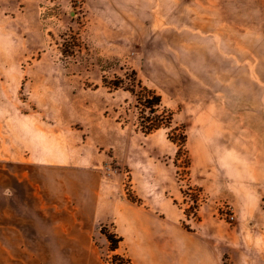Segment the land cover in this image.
I'll list each match as a JSON object with an SVG mask.
<instances>
[{
  "label": "rangeland",
  "instance_id": "obj_1",
  "mask_svg": "<svg viewBox=\"0 0 264 264\" xmlns=\"http://www.w3.org/2000/svg\"><path fill=\"white\" fill-rule=\"evenodd\" d=\"M138 82L161 97L157 114L137 101ZM170 113L171 130L143 132ZM20 120L57 133L126 212L150 209L157 224L97 225L95 256H21V232L64 214L46 208L36 166L6 159ZM182 130L184 147L169 138ZM262 194L264 0H0V264H135L140 247L197 249L200 239L234 264Z\"/></svg>",
  "mask_w": 264,
  "mask_h": 264
},
{
  "label": "crops",
  "instance_id": "obj_2",
  "mask_svg": "<svg viewBox=\"0 0 264 264\" xmlns=\"http://www.w3.org/2000/svg\"><path fill=\"white\" fill-rule=\"evenodd\" d=\"M25 1L21 0V3ZM12 123L6 140V159L26 167L36 166L35 174L43 176L42 183H38L36 189L46 198V208L58 209L64 214V219H60L59 223L56 215H50L43 221L39 218L36 220L38 227L33 233L21 232V256L25 253L29 255V249L37 253L43 250L44 256L49 257L95 256L93 241L97 225L117 220L124 223L125 219L129 223H134L135 219L141 225V218L157 224L156 214L150 209L139 207L131 213L126 212L122 195L116 189H110L105 174L82 154H70L67 144L61 142L57 133L21 120ZM261 197V202H252L251 212L246 217L250 228L239 238L240 248L230 252L234 264H264V194ZM41 224L46 226L44 231L40 228ZM5 240H8V236ZM25 241H31V245L27 244L31 248H23ZM200 243L201 247L197 249L140 247L133 253L134 262L221 264L220 252L209 247L206 241L200 239Z\"/></svg>",
  "mask_w": 264,
  "mask_h": 264
},
{
  "label": "trees",
  "instance_id": "obj_3",
  "mask_svg": "<svg viewBox=\"0 0 264 264\" xmlns=\"http://www.w3.org/2000/svg\"><path fill=\"white\" fill-rule=\"evenodd\" d=\"M138 88L141 90V95H136L137 101H143L144 107L150 111L151 114L155 115L159 112V110L162 108V99L160 96H157L154 92L149 91L142 87L141 82H138ZM140 103V102H139ZM166 112V111H165ZM148 126H142V130L144 133H150L153 130H157L162 128L164 125L168 129H172L174 125L173 121V115L170 113L167 116V119L164 120L162 116H158L154 118L153 120H149ZM164 126V127H165ZM169 138L174 144H179L181 147H184L187 142V136L182 130L181 135L179 136V141L176 142L175 139L171 138V133H169Z\"/></svg>",
  "mask_w": 264,
  "mask_h": 264
}]
</instances>
